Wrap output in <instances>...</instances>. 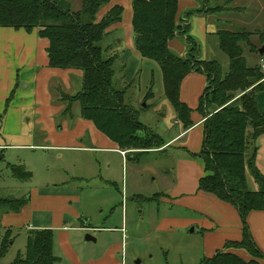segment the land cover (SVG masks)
Instances as JSON below:
<instances>
[{
	"label": "rangeland",
	"instance_id": "374dc122",
	"mask_svg": "<svg viewBox=\"0 0 264 264\" xmlns=\"http://www.w3.org/2000/svg\"><path fill=\"white\" fill-rule=\"evenodd\" d=\"M232 1L227 5V0H205L200 8L204 13L201 16L194 13L189 16L193 21L192 31L195 34L189 35L198 44L197 58L200 61H216L226 70L229 58L220 49L214 29L249 31L252 33L249 41L257 51H250L251 45L242 43L243 55L248 66L259 64L264 74V67L261 66L264 63V53L260 55L258 52L259 48L264 46V0ZM64 4L70 8L66 10L72 12L82 9V0H64L62 7ZM225 4L226 13L215 10L216 6ZM190 10L193 9L187 11ZM185 20L187 18L181 15V24ZM180 32L181 30L176 36H183L186 42V35ZM114 38L113 33L109 32L100 45L104 48L112 44V50L117 53L114 69L118 83L115 81V84H118L119 89L125 88L123 104L132 106L135 112L138 111L139 122L150 134L167 139L178 130V126L173 109L164 95L159 65L149 60L129 64L126 60L130 58L129 51L125 47L119 48V45L115 44L117 39ZM0 42L9 43L8 39L1 36ZM187 47L186 43L185 52L181 56L186 55ZM0 55L11 57L6 49L2 51L1 46ZM82 81L81 77L76 85L72 84L74 90L65 93L74 94L82 89ZM15 83H18L14 86L15 90L23 92L24 83L22 86L20 81ZM150 88L152 96L147 100ZM241 91L234 90L232 94ZM242 94L243 92L235 98ZM13 96L10 101L14 100ZM16 100H21V97ZM52 101L64 105L56 119L57 130L62 129L63 120L68 119L71 128L76 117H81L78 102H74L79 109L77 115L73 112L74 103L70 105L68 101L62 102L54 97ZM67 104L70 106L65 111ZM239 104L240 102H237L235 105ZM27 118L28 116L24 118V128L32 130L34 142L41 143L45 132L38 126H28ZM2 120L0 119V198L19 200L32 196L31 203L29 200L27 204V211L24 210L25 206L19 211L23 212V215L28 212L27 216L22 215L17 221L27 220L32 225L53 228L54 253L60 258L57 264H77L74 256L78 257L81 264H94L93 262L104 260L105 264H135L136 260H139L140 264L200 263L203 257L200 226H181L179 223L160 225L162 218H181L186 214L193 218L199 216L194 211L166 203L161 198V193L169 189L167 182L174 180L175 164L180 155L174 147L145 153L127 151L123 157L110 150L11 147L5 145L21 144L25 142L26 137L24 134L21 136L22 142L6 140L1 129ZM138 134L144 135L142 132ZM83 143L89 145L87 142ZM260 156L259 163L263 166L264 148ZM190 157L201 161L192 155ZM14 166L21 168L16 171L20 174L19 177L15 176ZM26 172L30 175H24ZM247 181L249 189L256 190L257 185L249 174ZM41 194L63 195L67 201L55 202L54 208H42L47 205L39 204L38 196ZM3 215L4 213H0V249L4 244L7 250L0 262L10 264L18 253H25L28 229L18 224L6 226L8 219L5 222ZM63 226L65 228H62ZM122 226L125 228L123 239L120 230ZM191 227L194 228L193 232L190 231ZM86 234L93 236L95 241L85 240Z\"/></svg>",
	"mask_w": 264,
	"mask_h": 264
},
{
	"label": "trees",
	"instance_id": "16d2710c",
	"mask_svg": "<svg viewBox=\"0 0 264 264\" xmlns=\"http://www.w3.org/2000/svg\"><path fill=\"white\" fill-rule=\"evenodd\" d=\"M57 1L0 0V27L27 32L35 29L39 37L48 40L50 67L82 71V89L76 93L66 94L59 84L54 86L59 101H68L70 105L78 102L81 117L92 121L125 155L127 151L145 153L164 146L162 137L150 134L139 122L138 111L123 104L125 88L119 89L115 79L117 53L112 50V44L104 48L100 45L108 36L107 29L121 21L122 6H112L97 20V12L110 0H82V9L75 12L61 8ZM131 7L134 48L141 58L159 65L164 95L183 129L193 122L191 109L180 100V84L192 71L206 77L207 86L196 108L204 117L202 145L198 153L191 154L204 163L205 174L198 181V189L237 209L242 235L239 241L226 242L224 249L212 257H202L199 264H263L264 253L254 243L247 225L251 211L264 210V174L256 165L257 139L264 134V112L258 108V95L264 91V74L259 64L247 65L241 46L251 45L252 33L224 29L215 32L220 49L229 58L228 67L223 70L216 61L198 60V44L189 35V24L187 20L181 24V15H177L178 0H132ZM201 11L193 9L183 15L189 18ZM180 30L186 35L188 45L184 56L174 54L168 47ZM253 47L250 51L256 52L257 48ZM234 90H242L238 94H243L235 98L238 94L233 95ZM149 95L152 96L151 88ZM236 101L240 102L239 106L235 105ZM18 169L21 168L14 166L15 172ZM247 172L257 185L256 190L249 189ZM17 173L15 176L19 177ZM27 201L25 197L0 198V213L19 212ZM54 242V230L28 229L25 253H18L10 264H57L60 258L54 253ZM230 248L244 250L252 259L244 260L229 252ZM6 250L3 244L0 258Z\"/></svg>",
	"mask_w": 264,
	"mask_h": 264
},
{
	"label": "crops",
	"instance_id": "0c3cea01",
	"mask_svg": "<svg viewBox=\"0 0 264 264\" xmlns=\"http://www.w3.org/2000/svg\"><path fill=\"white\" fill-rule=\"evenodd\" d=\"M227 1V5L233 2L232 0ZM63 2L64 0H58V5L63 9H70L66 7L67 4H64L62 7ZM131 2L132 0H110L99 9L97 18L100 20L114 5L122 6L121 21L112 24L107 30L113 33L115 36L114 39H117L115 41L119 45V48L125 47L129 51L130 58H126L127 62L129 64H137L149 59L141 58L133 45ZM204 2L205 0H178V17L186 13L188 9H200ZM216 7L215 10L217 11H221L222 13L227 12L225 11L227 10L226 4ZM202 13L204 12L201 11L194 14L201 16ZM187 20L189 33L194 34V31H192L193 21L190 20V17ZM204 30L206 31V28ZM215 32L216 28L214 29ZM0 36L9 41V43L5 42V44L0 42L2 51L6 49L11 55L10 58H5V56L0 55V119H3L1 126L2 133L6 137V140L11 142H22L21 136L23 134L26 137L25 142L21 144L16 143L5 146H26L56 150L72 148L110 150L119 153L121 156L123 155L122 152L124 151L118 149L116 143L99 131L90 120L77 116L70 128V121L65 119L61 123L62 129H56V119L63 110L64 105L58 101H52L53 97L56 100L59 98L56 93L57 91L53 88L59 84L64 91L69 93L73 88L72 84L74 85L75 83L76 85L77 80H81L82 72L80 70L50 67L46 52L48 40L39 37L35 29L27 32L24 29L0 27ZM168 47L171 51L178 53V55L184 54L185 41L183 36L178 35L170 40ZM133 73L134 71L131 73V76ZM16 81H20L21 86L24 83L25 89H23V92L19 89L15 90L14 86L18 84L15 83ZM205 85V76L198 72H190L184 77L180 84L179 95L180 100L191 109L190 119L193 125L187 129H183L181 123L176 120L178 130L167 139H163L165 141L164 146L153 150H165L167 147H174L175 150L180 152L175 164L174 180L167 182L166 185L169 186V189L161 193L162 200L166 203L179 205L186 210L194 211L199 215L194 218L189 214L181 218H162L160 225L179 223L181 226H188L190 224H197L201 228L203 257H212L217 251L224 249L226 242L239 241L241 239L242 223L238 211L233 205L198 189V181L205 174L204 163L198 159L191 158L190 155L198 153L202 145L204 117L196 108ZM263 92L258 95V108L260 112H264ZM10 96L11 98L13 96L14 100L10 101ZM18 97H21V100L17 101L16 98ZM147 97H149L147 100L151 98L150 95ZM8 98H10L9 102H7ZM73 105L75 106H73V112L78 115L79 109L76 108V103ZM27 116L28 126L31 128L38 126L41 131L46 133H44V138L41 143L34 142L32 130L28 131L27 128H24V118ZM83 142H87L89 145ZM257 143L260 147L256 155V165L264 174V162L263 166L259 163L260 153L264 148V134L257 139ZM30 196L27 198L28 201L24 205L25 207L23 206L26 211L29 200L30 203L32 201V196ZM66 199L63 195L41 194L38 196V200H40L39 204L47 205L42 208L48 209L54 208V203L57 201L66 203ZM27 214L28 212H25L24 215L23 212H8L4 213L2 218L5 222L8 219V224H6L8 227L13 226V224H18L19 226H25L26 229L50 228L42 225H32L27 220L24 222L17 221L22 215L26 217ZM247 225L254 243L264 253V210L251 211L247 216ZM62 228H65V226ZM50 229L53 230V228ZM228 251L240 256L244 260L248 261L252 259L244 250L230 248ZM74 257L78 261L77 264H81L78 257ZM105 262L106 260L93 263L105 264ZM261 262L264 264V261ZM110 264H113V262Z\"/></svg>",
	"mask_w": 264,
	"mask_h": 264
},
{
	"label": "water",
	"instance_id": "95a60500",
	"mask_svg": "<svg viewBox=\"0 0 264 264\" xmlns=\"http://www.w3.org/2000/svg\"><path fill=\"white\" fill-rule=\"evenodd\" d=\"M258 52H259L260 55H262L264 53V46H262L261 48H259ZM190 231L193 232L194 231V228L191 227L190 228ZM85 240H87V241H93L94 242L95 241V238L93 236L89 235V234H86ZM135 264H140V261L139 260H136L135 261Z\"/></svg>",
	"mask_w": 264,
	"mask_h": 264
},
{
	"label": "built area",
	"instance_id": "2783aa9c",
	"mask_svg": "<svg viewBox=\"0 0 264 264\" xmlns=\"http://www.w3.org/2000/svg\"><path fill=\"white\" fill-rule=\"evenodd\" d=\"M261 66L264 67V63H262ZM124 153H125V152H122L123 155H124ZM120 230H121V233H122V239H123V238L125 237V228H124V226H122V227L120 228ZM122 264H123V262H122Z\"/></svg>",
	"mask_w": 264,
	"mask_h": 264
}]
</instances>
